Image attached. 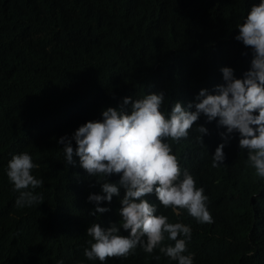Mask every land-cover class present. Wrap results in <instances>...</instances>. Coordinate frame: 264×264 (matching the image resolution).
<instances>
[{"label": "trees", "instance_id": "obj_1", "mask_svg": "<svg viewBox=\"0 0 264 264\" xmlns=\"http://www.w3.org/2000/svg\"><path fill=\"white\" fill-rule=\"evenodd\" d=\"M259 2L0 0V264H101L84 256L87 229L119 223L120 198L100 205L111 211L91 216L96 206L88 197L101 193L96 180L104 178L90 177L79 157L68 165L59 139L101 119L102 110L119 107L124 97L164 92L161 111L167 116L174 102L187 108L201 89L215 94L224 83L222 67L243 78L252 56L235 39L237 26ZM217 125L202 115L187 138L165 141L182 173L204 189L213 222L200 223L186 209H166L155 194L146 198L157 215L191 227L184 254L193 256V264H264V178L240 149L238 133L224 148V163L213 167L212 156L225 143L220 133L226 129ZM199 126L209 130L204 144L197 139ZM24 152L38 165L32 174L43 180L33 190L43 201L31 207L16 206L19 192L7 177L8 162ZM106 264L177 262L138 246Z\"/></svg>", "mask_w": 264, "mask_h": 264}, {"label": "clouds", "instance_id": "obj_2", "mask_svg": "<svg viewBox=\"0 0 264 264\" xmlns=\"http://www.w3.org/2000/svg\"><path fill=\"white\" fill-rule=\"evenodd\" d=\"M237 27L239 34L235 39L250 49L252 56L243 78H236L233 68L222 67L224 83L216 86L215 94L201 89L187 108L182 102H174L167 116L161 111L166 100L164 92L146 94L142 99L124 97L119 107L102 110L101 119L88 121L71 137L59 139L68 165L75 166L74 156L79 157V166L90 177L104 178L103 182L96 180L101 193L88 197V202L96 206L91 216L111 211L100 205L111 204L113 197L120 198L119 223L108 228L92 223L87 229L91 240L84 256L88 260L106 264L110 258H127L139 246L148 254L159 249L177 264H193V256L184 254L191 227L170 223L167 216L157 215L156 204L146 197L155 194L166 209H186L200 223L213 222L204 189L197 187L187 171L182 173L172 147L165 142L171 139L179 143L187 138L202 115L208 123L218 120V128L226 129L220 133L225 143L212 156L213 167L224 163V148L238 133L240 149L247 150L256 174L264 178V0L254 4ZM242 55L247 56L248 52ZM196 130L200 133L198 141L204 144L208 128L199 126ZM36 167L27 152L14 155L8 162L7 177L19 192L17 207H31L43 201V196L33 191L43 184L32 174ZM113 175L120 177L118 182H110ZM122 230L129 234H121ZM166 238L174 241V246L164 245Z\"/></svg>", "mask_w": 264, "mask_h": 264}, {"label": "bare ground", "instance_id": "obj_3", "mask_svg": "<svg viewBox=\"0 0 264 264\" xmlns=\"http://www.w3.org/2000/svg\"><path fill=\"white\" fill-rule=\"evenodd\" d=\"M113 215V214H112ZM111 217H113V216H111ZM113 219V218H112Z\"/></svg>", "mask_w": 264, "mask_h": 264}]
</instances>
